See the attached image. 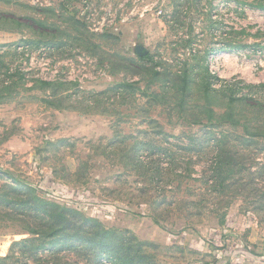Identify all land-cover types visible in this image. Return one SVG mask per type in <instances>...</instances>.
Masks as SVG:
<instances>
[{
	"label": "rangeland",
	"instance_id": "rangeland-1",
	"mask_svg": "<svg viewBox=\"0 0 264 264\" xmlns=\"http://www.w3.org/2000/svg\"><path fill=\"white\" fill-rule=\"evenodd\" d=\"M227 227L264 253V0H0V264H190Z\"/></svg>",
	"mask_w": 264,
	"mask_h": 264
},
{
	"label": "crops",
	"instance_id": "crops-1",
	"mask_svg": "<svg viewBox=\"0 0 264 264\" xmlns=\"http://www.w3.org/2000/svg\"><path fill=\"white\" fill-rule=\"evenodd\" d=\"M229 221V220H228ZM233 221V219H232ZM231 221V223H233ZM230 233L234 234V238H231L230 233L223 234L218 241H212L207 244L202 252L197 251L198 248H194L191 250V253L195 255V258L190 261V264H264V253H260L253 251L252 247L248 246L247 243L243 239V235H237V228L228 230ZM244 242V243H243ZM218 243H221L222 247H215ZM215 244V245H214ZM223 244V245H222ZM242 245H244L242 247ZM231 249V254L227 251L229 248ZM243 249H247L248 252L243 251ZM219 251V254L215 251ZM235 252V255L234 253ZM236 252L237 255H236ZM257 255V256H256Z\"/></svg>",
	"mask_w": 264,
	"mask_h": 264
},
{
	"label": "trees",
	"instance_id": "trees-1",
	"mask_svg": "<svg viewBox=\"0 0 264 264\" xmlns=\"http://www.w3.org/2000/svg\"><path fill=\"white\" fill-rule=\"evenodd\" d=\"M136 55H137V58L140 59L141 61H151V57L147 55L146 51L143 50L141 47H138L136 49ZM44 193V192H43ZM41 205V204H39ZM107 233L103 234V237H104V241L107 239ZM55 236V235H52V237ZM62 237H66L65 235H62ZM102 242L100 245H107L106 242ZM243 251H247V249H243Z\"/></svg>",
	"mask_w": 264,
	"mask_h": 264
}]
</instances>
